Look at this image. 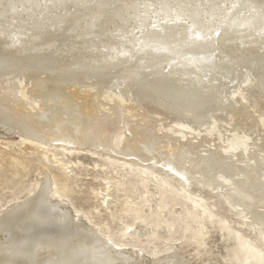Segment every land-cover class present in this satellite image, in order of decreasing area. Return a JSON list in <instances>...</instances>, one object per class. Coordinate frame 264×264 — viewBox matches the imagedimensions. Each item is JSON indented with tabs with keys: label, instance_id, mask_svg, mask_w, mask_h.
I'll return each mask as SVG.
<instances>
[{
	"label": "bare ground",
	"instance_id": "1",
	"mask_svg": "<svg viewBox=\"0 0 264 264\" xmlns=\"http://www.w3.org/2000/svg\"><path fill=\"white\" fill-rule=\"evenodd\" d=\"M262 5L264 0H0V128L142 162L153 158L243 211L264 239V133L259 148L252 144L256 135L241 145L244 129L263 130H255L260 113L249 111L256 106L264 112ZM133 43L137 51L129 49ZM19 78L40 109L19 100ZM218 111L229 118L248 115L224 139V115L210 122ZM176 120L192 128H174ZM122 132L127 139L118 151L115 137ZM52 189L40 179L25 199L1 211L0 264H125L131 253L82 226Z\"/></svg>",
	"mask_w": 264,
	"mask_h": 264
},
{
	"label": "rangeland",
	"instance_id": "2",
	"mask_svg": "<svg viewBox=\"0 0 264 264\" xmlns=\"http://www.w3.org/2000/svg\"><path fill=\"white\" fill-rule=\"evenodd\" d=\"M138 47L133 43L129 49L137 51ZM21 78L18 83L14 81L21 87L18 98L30 102L26 96L28 83ZM112 79L118 80L117 75ZM246 90L245 97L250 88ZM259 95L260 103L264 104V95ZM126 100V104H131L130 99ZM31 102L38 108L41 105L39 101ZM255 109L256 106L249 109L255 117L260 113L255 130H263L257 133L242 130L243 147L255 135L257 141L250 142L256 143L258 148L261 145L258 140L264 133V112ZM218 113H213L209 120L224 115L226 123L222 126L229 129L224 130V139L238 132V123L248 115L245 111L243 117L229 118ZM180 122L176 120L173 127L190 131L192 127H187L190 125L187 121ZM17 131L0 128V213L25 199L40 179H45L51 189L54 187L53 198L63 200L70 215L78 216L82 226L94 227L98 236L131 253L123 257H127L123 260L125 264H142L143 261V264H161L162 261L173 264L177 260L176 264H264L261 229L247 222L243 211L230 209L224 199L203 188L195 182L197 180L186 182L153 158L151 163L142 162L138 158L133 160V156L123 157L88 145L61 146L26 138L29 136ZM125 134L122 132L115 137L118 151L126 142ZM198 141L200 139L195 143Z\"/></svg>",
	"mask_w": 264,
	"mask_h": 264
},
{
	"label": "snow or ice",
	"instance_id": "3",
	"mask_svg": "<svg viewBox=\"0 0 264 264\" xmlns=\"http://www.w3.org/2000/svg\"><path fill=\"white\" fill-rule=\"evenodd\" d=\"M237 6H238L237 3H235V2L232 4V7H233V8H235V7H237ZM262 7H264V5H262ZM152 26H153V27H156L155 24H153ZM217 35H219V33H217Z\"/></svg>",
	"mask_w": 264,
	"mask_h": 264
}]
</instances>
